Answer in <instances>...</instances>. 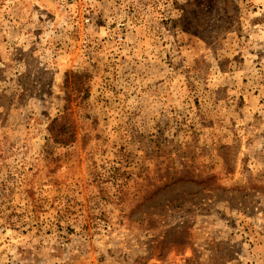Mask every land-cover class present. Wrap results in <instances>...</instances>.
<instances>
[{
  "label": "rangeland",
  "instance_id": "374dc122",
  "mask_svg": "<svg viewBox=\"0 0 264 264\" xmlns=\"http://www.w3.org/2000/svg\"><path fill=\"white\" fill-rule=\"evenodd\" d=\"M0 264H264V0H0Z\"/></svg>",
  "mask_w": 264,
  "mask_h": 264
},
{
  "label": "trees",
  "instance_id": "16d2710c",
  "mask_svg": "<svg viewBox=\"0 0 264 264\" xmlns=\"http://www.w3.org/2000/svg\"><path fill=\"white\" fill-rule=\"evenodd\" d=\"M48 131L58 143L65 145L73 141L71 126L63 116L53 118L48 126Z\"/></svg>",
  "mask_w": 264,
  "mask_h": 264
}]
</instances>
